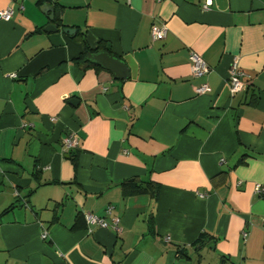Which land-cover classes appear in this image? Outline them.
Instances as JSON below:
<instances>
[{
	"label": "crops",
	"instance_id": "crops-1",
	"mask_svg": "<svg viewBox=\"0 0 264 264\" xmlns=\"http://www.w3.org/2000/svg\"><path fill=\"white\" fill-rule=\"evenodd\" d=\"M37 1L0 0V264H264V0ZM62 27L128 75L74 63L81 38Z\"/></svg>",
	"mask_w": 264,
	"mask_h": 264
},
{
	"label": "built area",
	"instance_id": "built-area-1",
	"mask_svg": "<svg viewBox=\"0 0 264 264\" xmlns=\"http://www.w3.org/2000/svg\"><path fill=\"white\" fill-rule=\"evenodd\" d=\"M210 4V0H205L203 6L206 7ZM12 9L10 6L5 7L0 10V18L4 20H8L11 17ZM150 37L152 39H162L166 34V27L164 24H152L150 26ZM188 60L190 71L193 77H201L206 75L209 72V67L203 58L198 55L194 51H189ZM244 73L239 68L237 64V59L233 58L229 64L227 82L229 85V90L231 93H235L236 91H240L244 87V82L242 80ZM10 76H14L13 74ZM207 91V84L205 82L200 83L199 85L194 87V92L197 94L204 93ZM61 144L63 149L67 151H71L77 147L78 141L77 137L73 132L67 133L62 139ZM253 193L260 196L264 194V186L260 183H254L253 185ZM202 196V194H200ZM105 212H109V208L105 209ZM84 219L87 224H94L103 228H111L114 230H118L117 223L118 217H112L110 221H106L103 217L92 214V213H84ZM45 231L42 232L41 237H45Z\"/></svg>",
	"mask_w": 264,
	"mask_h": 264
},
{
	"label": "water",
	"instance_id": "water-1",
	"mask_svg": "<svg viewBox=\"0 0 264 264\" xmlns=\"http://www.w3.org/2000/svg\"><path fill=\"white\" fill-rule=\"evenodd\" d=\"M41 11L43 13H48V19L52 20L53 18V10L50 5H44L41 8ZM45 30H56L57 28L52 24V23H47L44 26ZM62 32L67 33V34H72L75 32L74 28L71 27H62L61 28ZM86 58L94 63H97L101 67L109 70L112 75L116 78H124L128 74L126 72V68L124 66V63L120 61L118 58L104 52V51H98L95 53H87ZM70 102H75L76 99H70ZM71 154L72 151H67L66 155Z\"/></svg>",
	"mask_w": 264,
	"mask_h": 264
},
{
	"label": "trees",
	"instance_id": "trees-1",
	"mask_svg": "<svg viewBox=\"0 0 264 264\" xmlns=\"http://www.w3.org/2000/svg\"><path fill=\"white\" fill-rule=\"evenodd\" d=\"M36 3H40V0H38ZM84 34L82 32L76 31L75 32V36L81 38L80 41L82 43V49L80 51V53L74 57L72 59V61L76 64H79L81 67H86V66H90V65H94V63L90 60H88L86 58V54L88 52L90 53H94V52H98V51H106L105 49H103L102 44H98L97 47L95 49H90L86 46L84 40L82 39ZM107 52V51H106ZM122 188H124V192H145L148 191L150 192L152 195L156 194L155 191V187L153 189L154 184L152 182H146L145 183V187H141L140 184L138 183V181H136L135 179H126L124 181H122ZM128 187V188H127ZM205 234H200L198 236V238L196 240H200L202 241L203 237ZM202 237V238H201ZM176 251L178 252V254L180 255H185V252L182 250V248L177 247ZM224 260H222L223 262ZM227 264V263H225Z\"/></svg>",
	"mask_w": 264,
	"mask_h": 264
}]
</instances>
